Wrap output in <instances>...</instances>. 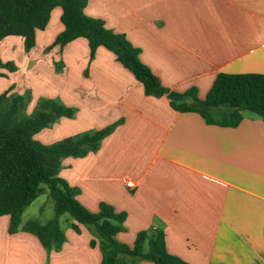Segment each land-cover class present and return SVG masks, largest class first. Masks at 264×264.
Wrapping results in <instances>:
<instances>
[{
  "label": "crops",
  "instance_id": "1",
  "mask_svg": "<svg viewBox=\"0 0 264 264\" xmlns=\"http://www.w3.org/2000/svg\"><path fill=\"white\" fill-rule=\"evenodd\" d=\"M84 12L123 33L171 91L193 88L203 99L218 72L264 74V0H87ZM60 13L52 10L27 52L22 37L5 38L24 57L13 72L0 68L11 78L0 93L31 91L28 112L41 97L74 108L35 134L44 144L115 124L95 152L62 159L59 176L78 190L77 200L92 212L99 202L124 212L116 238L130 246L138 231L160 229L167 251L190 264H264V120L248 113L220 125L177 111L166 95H145L106 48L90 58L83 37L47 49L63 29ZM27 220L21 216L20 226ZM8 225L9 216L0 215V264L101 263L92 232L71 216H59L65 238L57 249Z\"/></svg>",
  "mask_w": 264,
  "mask_h": 264
},
{
  "label": "trees",
  "instance_id": "2",
  "mask_svg": "<svg viewBox=\"0 0 264 264\" xmlns=\"http://www.w3.org/2000/svg\"><path fill=\"white\" fill-rule=\"evenodd\" d=\"M86 5L87 0H0V40L10 35L20 36L24 52L29 51L35 45L36 30H43L52 10L59 7L63 29L47 49L83 37L87 40L90 58L97 47L106 48L142 84L145 95H166L170 106L177 111H196L207 122L220 125L236 124L244 111L264 120V74L218 72L203 99L196 96L193 88L181 93L171 91L140 61L139 49L123 33L106 27L101 18L87 15ZM0 68L8 72L17 70L15 63L1 58ZM11 89L10 86L0 93V215L9 216L10 233L18 229L30 232L47 250L57 249L65 238L59 216L68 213L76 223L92 232L95 239L90 244H98L102 255L100 264H136L134 260L125 263L121 260L124 256L154 264H190L167 251L165 234L160 229L138 231L131 246L120 242L116 235L124 230L125 213L116 212L106 202H99L96 212L88 210L77 200L78 190L59 176L63 158L95 152L115 124L49 144L41 143L34 135L59 117H72L74 108L41 97L33 111L26 113L28 98L10 93ZM218 114L222 117L218 118ZM42 184L47 186L53 200V217L44 223L29 219L20 226L23 210L41 193ZM72 228L77 230V225L72 224Z\"/></svg>",
  "mask_w": 264,
  "mask_h": 264
},
{
  "label": "rangeland",
  "instance_id": "3",
  "mask_svg": "<svg viewBox=\"0 0 264 264\" xmlns=\"http://www.w3.org/2000/svg\"><path fill=\"white\" fill-rule=\"evenodd\" d=\"M55 14H56V11H55V13L53 12L51 20H54ZM49 33L51 35L52 32H49ZM5 38H18L19 39L18 36H14V35H10V37L6 36ZM5 38L0 40V58L2 60H7V55L12 54L11 56L13 57V59L11 58V61L13 63L15 62L16 59L19 61L22 57H24V53H23L22 48H20L19 44H14L13 40L9 41L8 43H5V41H4V40H6ZM15 40H17V39H15ZM6 44H10L11 46H14V48L11 47L8 51H6L4 49V45H6ZM12 44H14V45H12ZM5 71L8 72L6 69H5ZM10 79L11 78L5 73H4V75L0 76V91L5 85H7V82ZM22 95L23 96L26 95L25 98L26 99L28 98V102H29V99H31L30 95H32V93H31V91H26V93H24ZM28 102L26 105V111L25 112L31 113L33 111L34 107L32 108V110H30L28 112L27 111ZM241 113L244 115V114H248L249 112L244 111ZM217 116H218V118L222 117V115H219V114ZM35 139H38L37 135H35ZM41 187L43 188L41 193L28 206H26L25 209L23 210V212L21 214L23 219L24 218H28V220L29 219H36L39 222L44 223L47 220H49L51 217H53V215H54L53 200L50 198L49 195H47L48 194L47 186L45 184H42ZM64 216H66L67 218L70 217V215L68 213H64ZM62 223H63V225H66V222L62 221Z\"/></svg>",
  "mask_w": 264,
  "mask_h": 264
},
{
  "label": "built area",
  "instance_id": "4",
  "mask_svg": "<svg viewBox=\"0 0 264 264\" xmlns=\"http://www.w3.org/2000/svg\"><path fill=\"white\" fill-rule=\"evenodd\" d=\"M122 183L128 189H134L136 187V183L134 182V180L128 176L122 177Z\"/></svg>",
  "mask_w": 264,
  "mask_h": 264
}]
</instances>
